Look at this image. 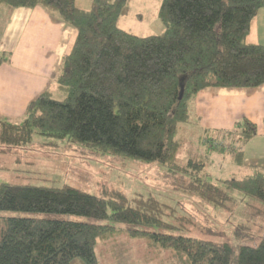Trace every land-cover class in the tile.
<instances>
[{"label": "trees", "instance_id": "trees-1", "mask_svg": "<svg viewBox=\"0 0 264 264\" xmlns=\"http://www.w3.org/2000/svg\"><path fill=\"white\" fill-rule=\"evenodd\" d=\"M0 4L10 10L40 6L74 30L55 77L58 92L39 94L18 123L0 116V145L20 148L36 134L75 145L82 154L155 163L164 168L161 181L174 190L228 211L226 203L235 205L238 193L239 199L260 204L252 207L253 216H264V168L220 181L222 187L202 177L205 157L192 153L185 163L179 158L187 134L198 144L202 140L206 153H226L241 166L242 148L256 135V125L243 119L228 131H200L190 103L208 87L264 84V46L246 41L264 0H160L157 18L163 31L147 36L118 26L127 0H93L88 10L75 0ZM9 61V54H0V65ZM0 211L100 221L2 218L0 264H101L98 244L116 237L143 244L152 255L175 254L180 264H264V238L255 248L234 242L247 234L245 224L236 225L232 241L196 238L187 235L189 226L199 224L192 213L151 196L129 199L118 189L95 196L68 185L0 183ZM205 230L223 239L228 235L222 226Z\"/></svg>", "mask_w": 264, "mask_h": 264}, {"label": "rangeland", "instance_id": "rangeland-1", "mask_svg": "<svg viewBox=\"0 0 264 264\" xmlns=\"http://www.w3.org/2000/svg\"><path fill=\"white\" fill-rule=\"evenodd\" d=\"M92 2L93 0H75V5L82 10H88ZM159 4L160 0H127L118 26L136 36L161 33L163 25L157 18ZM184 136L186 141L179 155L181 162L185 163L192 153L205 157L201 175L208 182L222 186L220 181L240 179L246 174L242 168L234 164L228 154H220L215 150L206 153L202 140L198 144L195 136L187 134ZM163 171L164 168L155 163L146 164L138 160L82 154L75 145L36 134H33L29 144L20 148L7 149L0 145V183L13 187L32 185L58 188L68 185L95 196L103 189H118L129 199L151 196L171 207L185 209L197 217L198 228L189 226L190 231L187 233L189 236L217 242L232 241L231 233L237 228V224L243 223L248 228L243 230V233L247 234H241L234 242L252 248L261 243L264 238V216L251 214L255 211L253 208L259 207L260 204L254 200L239 199L238 193H234L238 199L235 205L226 203L231 209L228 211L226 208L206 203L165 185L160 177ZM8 217L100 223L78 215L0 211V219ZM205 226L215 228L222 226L228 235L223 239L207 234ZM111 240H108L106 245L98 244L101 264H180L175 254L152 255L143 244L121 237H116L115 241Z\"/></svg>", "mask_w": 264, "mask_h": 264}, {"label": "crops", "instance_id": "crops-1", "mask_svg": "<svg viewBox=\"0 0 264 264\" xmlns=\"http://www.w3.org/2000/svg\"><path fill=\"white\" fill-rule=\"evenodd\" d=\"M73 39L74 30L53 20L40 6L10 10L0 4V54L10 55V61L0 65L1 117L17 122L39 94L47 89L58 92L55 77ZM246 41L264 46V7L251 21ZM190 104L200 131H228L243 119L254 123L257 133L242 148L239 168L245 173L251 167L264 168V84L208 87L196 93Z\"/></svg>", "mask_w": 264, "mask_h": 264}, {"label": "water", "instance_id": "water-1", "mask_svg": "<svg viewBox=\"0 0 264 264\" xmlns=\"http://www.w3.org/2000/svg\"><path fill=\"white\" fill-rule=\"evenodd\" d=\"M181 98H182V89H181V91H180V94H179L178 99L180 100Z\"/></svg>", "mask_w": 264, "mask_h": 264}]
</instances>
